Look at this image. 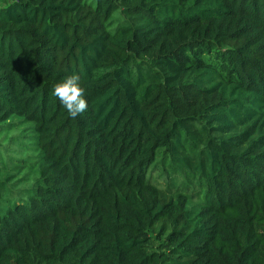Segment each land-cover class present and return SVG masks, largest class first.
<instances>
[{
    "label": "trees",
    "instance_id": "trees-1",
    "mask_svg": "<svg viewBox=\"0 0 264 264\" xmlns=\"http://www.w3.org/2000/svg\"><path fill=\"white\" fill-rule=\"evenodd\" d=\"M0 264H264V0H0Z\"/></svg>",
    "mask_w": 264,
    "mask_h": 264
},
{
    "label": "clouds",
    "instance_id": "clouds-1",
    "mask_svg": "<svg viewBox=\"0 0 264 264\" xmlns=\"http://www.w3.org/2000/svg\"><path fill=\"white\" fill-rule=\"evenodd\" d=\"M52 95L59 100L73 119L88 108L85 89L81 86V78L78 74L69 75L62 82L56 83L52 88Z\"/></svg>",
    "mask_w": 264,
    "mask_h": 264
}]
</instances>
